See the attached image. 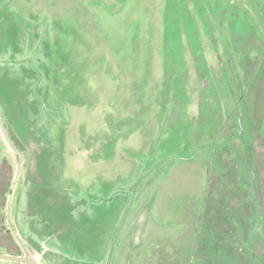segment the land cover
I'll use <instances>...</instances> for the list:
<instances>
[{"label": "rangeland", "instance_id": "374dc122", "mask_svg": "<svg viewBox=\"0 0 264 264\" xmlns=\"http://www.w3.org/2000/svg\"><path fill=\"white\" fill-rule=\"evenodd\" d=\"M197 1L0 0V204L19 171L10 223L41 264H198L224 193L249 204L242 246L264 264V65L254 88L241 44L257 63L264 0Z\"/></svg>", "mask_w": 264, "mask_h": 264}, {"label": "trees", "instance_id": "16d2710c", "mask_svg": "<svg viewBox=\"0 0 264 264\" xmlns=\"http://www.w3.org/2000/svg\"><path fill=\"white\" fill-rule=\"evenodd\" d=\"M193 2L198 3L199 1L193 0ZM200 15L202 18H205L203 19V21L206 27L208 28L209 19L205 16L203 10L200 11ZM192 34L196 36V30H194ZM240 37H241V33L239 31L234 30L232 33V39H234V42L239 41ZM248 39H250V37ZM165 43L167 44L166 45L167 50L164 58L165 60L164 80L166 79V81L170 83L169 80L171 79L174 78L180 79L181 82L184 83L185 90L183 91L187 95L186 78H185L186 71L183 70L184 61L182 60V58L180 59V61H178L179 59L178 55H181L182 52V45L173 46L172 48H167V46H169L167 38H165ZM248 43H250L249 40H246L243 43H241L243 46V50H242L244 55L243 60H247L248 62L247 67L249 70L247 71V76H250V80L253 81L252 85L254 88H256L257 77L259 73L262 72L264 65V56L262 57L264 53V45L262 46L261 49L262 52L260 53V55H258L259 57H257V63H253V65H250V57L248 55L249 47L247 46L250 44ZM190 44L192 45V43ZM198 46L197 49H194V47H192L193 55L196 60L195 63H197V73L199 75L198 78L202 83L203 92H206L210 86L209 83L210 74L206 63L203 60V56L200 50L198 49L199 48ZM230 53H231L230 50L227 49V47L225 46L224 54H226L225 56H227V61L224 64V66L226 68L229 67L230 63L232 62L231 59H233L231 58ZM259 60H262V62L260 61L261 62L260 63ZM231 65L232 66L235 65L234 59ZM224 73L227 75L229 74V71L228 72L224 71ZM163 84H164L163 91L168 90V87L165 85V83ZM179 89H181V87ZM186 95L183 96L186 97ZM178 98L181 99V96H179ZM181 102L179 101L176 104L180 106L182 104ZM233 172L234 170H232L231 172L232 180H233L232 182H234V185H236L235 180L233 178L234 176ZM2 193L4 194L6 193L5 189L2 190ZM237 199H240L237 196V194L232 195L230 193H224V196L219 197L213 205H208L209 208L207 209V213H209V216L210 218H212V220H210L209 224L207 225L208 227L210 226L208 232L206 231L205 228L203 229L202 232H200V239H199L200 248L197 252V256L195 257V260L198 264H252L253 263L252 256L242 246V243L247 242L248 236H250L249 233L250 224L248 222L250 217L249 215L250 207L248 203L242 202L240 200L241 206L238 208H234L232 206V203H238ZM4 210L5 207L0 204V216L2 219H6V213ZM240 212L242 213L245 212V213L241 215ZM246 219H247V223H245ZM203 223L204 222H202V224ZM204 225H206V220ZM247 245L249 246V243ZM17 250L21 251V247L17 243L16 239L14 238L9 228L6 225H4V227L0 229V253L7 252V253L15 254L17 253ZM256 254L261 255L262 253L256 251ZM191 263L193 264L192 261L187 264H191ZM13 264H20V263H13Z\"/></svg>", "mask_w": 264, "mask_h": 264}, {"label": "water", "instance_id": "95a60500", "mask_svg": "<svg viewBox=\"0 0 264 264\" xmlns=\"http://www.w3.org/2000/svg\"><path fill=\"white\" fill-rule=\"evenodd\" d=\"M2 131L4 133V137H5L6 141L8 142V140H7L8 138H7L4 130H2ZM8 144L14 150V148L11 146V144L9 142H8ZM20 156H21V162H22L24 160V158H23V155L22 154H20ZM18 172H17V175L15 177V181H14L12 193H11V195L9 197V200H8L6 213H7L8 228L12 232L14 238L16 239V241L18 242V244L20 245V247L23 249L24 254L23 255H13V254H8V253H0V261H8V262L21 263V264H41L40 261H38L36 258H34L33 256H31L26 251V248L24 247V245L21 242L19 236L17 235L16 231L14 230V228L11 226V223H10V203H11V199H12V194H13L14 188L16 186V182H17V178H18Z\"/></svg>", "mask_w": 264, "mask_h": 264}]
</instances>
